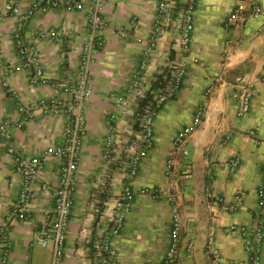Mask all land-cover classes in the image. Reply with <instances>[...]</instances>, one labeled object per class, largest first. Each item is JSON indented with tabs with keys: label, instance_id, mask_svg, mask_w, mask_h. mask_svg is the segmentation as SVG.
Returning <instances> with one entry per match:
<instances>
[{
	"label": "crops",
	"instance_id": "crops-1",
	"mask_svg": "<svg viewBox=\"0 0 264 264\" xmlns=\"http://www.w3.org/2000/svg\"><path fill=\"white\" fill-rule=\"evenodd\" d=\"M33 1L0 0V221L18 214L15 206L23 188V176L15 169L16 159L8 152L9 147L15 146L24 158L31 159L52 151L64 140L70 115L54 114L44 107H34L33 103L42 98L61 102L68 99L56 84L65 75L68 64L80 59L88 34L86 17L91 0H82V7L75 10L61 5L24 19ZM191 1L196 8V28L190 50L184 55L175 49L174 15L159 47L146 54L157 0L106 1L107 27L91 67L94 94L87 104V132L75 174L63 264H106L107 256L97 244L109 227L113 201L125 183H132L137 195L124 228L113 238L118 264H164L175 204L183 218L179 249L182 264H212L215 252L221 255L219 264H248L242 235L231 228H264L257 194L264 177V28L260 30L264 14L261 19L249 18L237 30L229 31L225 19L233 10L232 0ZM8 2L15 4L11 12L6 10ZM184 2L176 0L174 8L179 10ZM19 27L27 43L40 51L45 74L41 83L30 82V71L22 66L17 54L14 38ZM50 30L58 31L60 38L48 34L38 37L40 31ZM229 37H234L238 44L228 47L225 55ZM196 53L214 66L205 77L193 81L188 77L190 63L182 88L155 118L154 146L141 161L137 177L132 180L125 172L129 155L122 147L103 171L108 117L111 112L123 111L115 105V96L123 92L124 83L141 60L146 58L149 62L144 87L152 85L158 91L162 84L155 83L154 78L159 72L170 62L191 59ZM63 55L65 64L61 65ZM221 71L227 83L218 84L214 93L207 96L204 92L211 82L210 76ZM237 75L246 76L255 88L252 109L245 116L237 115V102L232 97L231 82ZM202 104L206 108L203 122L189 139L190 156L183 159L192 163L193 173L184 178V162L174 151L173 141L178 130L193 121ZM133 109L130 104L122 113L136 124L138 115H131ZM4 122H9V127L3 135ZM172 154L176 166L168 175L166 164ZM235 159L237 165L233 164ZM60 166V161L50 155L33 180L29 217L17 218L7 231L9 264L51 263L52 244H39L37 232L45 220L44 211L54 205ZM45 184L49 186L46 190L42 188ZM145 187L175 192V204L141 194ZM238 191H244L243 200L233 208ZM192 240L194 251L188 255L186 245Z\"/></svg>",
	"mask_w": 264,
	"mask_h": 264
},
{
	"label": "built area",
	"instance_id": "built-area-1",
	"mask_svg": "<svg viewBox=\"0 0 264 264\" xmlns=\"http://www.w3.org/2000/svg\"><path fill=\"white\" fill-rule=\"evenodd\" d=\"M107 0H91L88 5L86 25L88 34L83 44L80 59L76 63H69L65 68V75L57 82L62 91L68 96L66 101L38 99L33 103L34 107L41 106L54 114H63L67 112L70 119L65 125L64 140L52 151H46L31 159L24 158L11 145L8 149L16 159L15 169L23 176V188L19 194L16 203V216L8 217L0 221V264H9L10 255L7 245V231L17 220L27 219L29 217V207L34 197L33 180L38 171L43 168L50 155H54L61 163L60 182L53 192L54 205L51 209L45 210V220L37 232V242L43 246L52 244V258L50 264H63V256L66 247L67 232L70 226L72 214V197L76 187V169L79 162L80 150L83 139L86 135L87 123V104L94 94L91 81V67L94 62L95 51L103 45L104 31L107 27V21L104 16V7ZM156 16L151 30V41L146 50V54L156 50L161 39L166 34V27L169 26L171 19L175 20V49L184 55L190 50V45L195 31L196 8L191 0H186L183 6L178 10L174 8L176 0H157ZM233 10L225 19V27L229 30H237L241 24H245L249 18L261 19L264 14V0H232ZM64 5L68 10H75L82 7V0H34L23 18L33 15L37 11L48 12L53 8ZM15 9L14 2L6 4L7 12ZM264 28L263 26L260 30ZM19 27L15 32L14 45L18 56L22 60V66L30 71L29 80L32 84H38L45 81L44 69L42 66L40 51L29 45ZM49 36L59 39L60 34L56 30L48 32L40 31L39 38ZM236 42L234 37L227 38L224 54H228V49ZM241 42V41H239ZM238 44V42H236ZM240 45V44H239ZM1 47V45H0ZM229 47V48H228ZM65 56H62L61 65L64 63ZM191 59H181L172 61L159 75L154 79H161L163 84L160 90L146 84V75L149 70V62L146 58L141 60L135 70L132 72L128 81L124 83L123 92L115 96V105L124 111L128 110L130 104H134L139 99V104L133 109L132 116L137 113L136 124L127 119L121 112H111L108 117V134L105 138V147L102 155L103 171H106L112 161L113 154H117L119 147L127 151L129 155L125 164V172L129 178L134 180L138 173L141 161L145 154L154 146L155 140V118L160 110L171 100L174 95L182 88L184 80L188 73V66ZM193 62L204 64L199 58H194ZM211 82L206 89L205 94L211 96L218 84L227 83L223 71L212 75ZM233 85L232 97L237 102V115L245 116L252 109V101L255 95V88L244 75H237L231 82ZM32 109V108H31ZM130 113V111H129ZM206 113L205 104L200 105L194 115L193 121L178 130L175 135L173 146L174 151L179 153L182 159H187L190 155L188 147L189 139L203 122ZM9 122H4L1 126V133H7ZM253 132V131H252ZM251 133V132H250ZM254 133V132H253ZM184 162V160L182 161ZM237 165V160H233ZM176 161L174 154L167 160L166 172L168 175L174 172ZM193 167L190 161L182 165L181 175L184 178L192 176ZM264 176V170H263ZM44 190L48 189L47 184L43 185ZM141 194H150L155 198H165L170 204H175V192L171 190L161 191L156 188L145 187L140 190ZM258 207L259 216L264 220V177L258 189ZM137 191L132 183H125L121 192L113 201L111 220L109 227L98 240L97 247L105 253L106 264H118L117 247L113 243V238L118 236L124 228L127 217L132 209L136 199ZM244 196V191H238L235 194V208L238 206ZM233 231H238L243 238L244 247L247 252L248 264H263L264 255V228L263 225L256 227L233 226ZM183 218L177 204L173 205L171 212V227L169 233V243L164 257V264H182L179 257V249L182 243ZM194 251V241L186 245V253L191 255ZM212 264H219L221 255L218 252L213 254Z\"/></svg>",
	"mask_w": 264,
	"mask_h": 264
},
{
	"label": "rangeland",
	"instance_id": "rangeland-1",
	"mask_svg": "<svg viewBox=\"0 0 264 264\" xmlns=\"http://www.w3.org/2000/svg\"><path fill=\"white\" fill-rule=\"evenodd\" d=\"M194 58H199L200 60H202L204 62V64H198V63L193 62ZM191 60H192L191 67H189L190 75L188 74V77L190 78V76H191L193 81H195L198 78H202V76L205 77V73L207 72V70H211L210 68L214 66L207 59H205L203 56H201L200 54H197V53L192 55ZM165 69H167V67ZM157 82L160 85L163 84L161 79H158ZM138 104H139V99H136V101H134V104H133L134 105V109L136 108V106H138ZM179 160L181 162L183 161V159H181V156L179 157ZM138 260H139V258L137 257L136 261H138Z\"/></svg>",
	"mask_w": 264,
	"mask_h": 264
},
{
	"label": "trees",
	"instance_id": "trees-1",
	"mask_svg": "<svg viewBox=\"0 0 264 264\" xmlns=\"http://www.w3.org/2000/svg\"><path fill=\"white\" fill-rule=\"evenodd\" d=\"M158 79H156L155 83L157 82ZM158 83V82H157ZM157 87V86H156Z\"/></svg>",
	"mask_w": 264,
	"mask_h": 264
}]
</instances>
